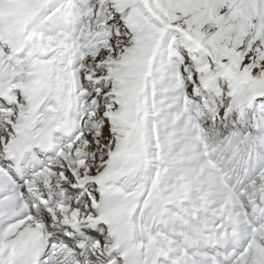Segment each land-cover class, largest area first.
<instances>
[{"label":"snow or ice","instance_id":"snow-or-ice-1","mask_svg":"<svg viewBox=\"0 0 264 264\" xmlns=\"http://www.w3.org/2000/svg\"><path fill=\"white\" fill-rule=\"evenodd\" d=\"M0 264H264V0H0Z\"/></svg>","mask_w":264,"mask_h":264}]
</instances>
